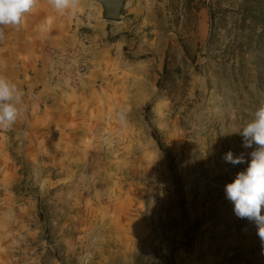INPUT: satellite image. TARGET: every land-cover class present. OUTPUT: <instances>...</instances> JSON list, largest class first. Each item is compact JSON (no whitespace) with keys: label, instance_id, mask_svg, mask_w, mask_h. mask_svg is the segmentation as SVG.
<instances>
[{"label":"rangeland","instance_id":"rangeland-1","mask_svg":"<svg viewBox=\"0 0 264 264\" xmlns=\"http://www.w3.org/2000/svg\"><path fill=\"white\" fill-rule=\"evenodd\" d=\"M3 31L24 95L0 129V264H264L225 194L256 148L239 132L264 104V0H126L119 22L38 0Z\"/></svg>","mask_w":264,"mask_h":264},{"label":"clouds","instance_id":"clouds-1","mask_svg":"<svg viewBox=\"0 0 264 264\" xmlns=\"http://www.w3.org/2000/svg\"><path fill=\"white\" fill-rule=\"evenodd\" d=\"M38 0H0V40L4 39V26L20 27L26 14L37 5ZM77 0H49V4L63 14L75 10ZM23 92L7 77L0 75V129L10 130L22 115ZM243 147L252 148L250 161L244 171L225 186L226 198L234 205L238 218L248 219L257 226V234L264 242V104L239 132ZM233 165L245 163L243 155L234 156L231 151L224 155Z\"/></svg>","mask_w":264,"mask_h":264},{"label":"water","instance_id":"water-1","mask_svg":"<svg viewBox=\"0 0 264 264\" xmlns=\"http://www.w3.org/2000/svg\"><path fill=\"white\" fill-rule=\"evenodd\" d=\"M126 0H99L102 17L107 22H119Z\"/></svg>","mask_w":264,"mask_h":264},{"label":"trees","instance_id":"trees-1","mask_svg":"<svg viewBox=\"0 0 264 264\" xmlns=\"http://www.w3.org/2000/svg\"><path fill=\"white\" fill-rule=\"evenodd\" d=\"M165 69H166V67H165ZM149 108H150V106L148 107V109ZM152 137H153L154 141L157 143L160 151L169 160L170 168L172 169L173 172H175L176 166H175L174 158H173L171 152L167 149L165 143L163 142V140L160 137V135H159L157 130L154 129L152 131ZM174 175H176V174H174ZM178 194H179V197H180L181 206H182V208H184L185 207V198H184V196L182 195V193H181V191L179 189H178Z\"/></svg>","mask_w":264,"mask_h":264},{"label":"built area","instance_id":"built-area-1","mask_svg":"<svg viewBox=\"0 0 264 264\" xmlns=\"http://www.w3.org/2000/svg\"><path fill=\"white\" fill-rule=\"evenodd\" d=\"M72 55H70V57H68V58L66 56H64V55H61L54 62V64H55L56 67L57 66H63V68H65L64 72H67V74L68 75L70 74V76H73L74 72H84L83 68L80 69V71H77L78 70L77 66L71 65L70 63L67 64V66L65 67L66 63L71 62V59L70 58H71Z\"/></svg>","mask_w":264,"mask_h":264}]
</instances>
